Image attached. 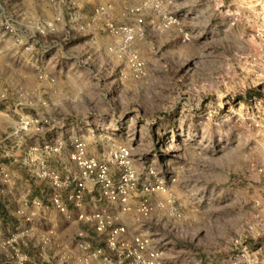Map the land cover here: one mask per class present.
<instances>
[{
  "label": "rangeland",
  "instance_id": "1",
  "mask_svg": "<svg viewBox=\"0 0 264 264\" xmlns=\"http://www.w3.org/2000/svg\"><path fill=\"white\" fill-rule=\"evenodd\" d=\"M28 2L38 11L32 29L20 0H0V264H20L16 241L25 264H103L80 242L105 246L106 232L82 211L124 226L121 245L145 240L156 264H264V0ZM98 5L108 9L99 19ZM23 117L39 123L21 129ZM77 141L108 165L113 183L133 175L128 201H110L90 176L75 205ZM50 170L60 186L44 175ZM153 185L161 188L144 191ZM146 199L147 215L139 210Z\"/></svg>",
  "mask_w": 264,
  "mask_h": 264
},
{
  "label": "built area",
  "instance_id": "2",
  "mask_svg": "<svg viewBox=\"0 0 264 264\" xmlns=\"http://www.w3.org/2000/svg\"><path fill=\"white\" fill-rule=\"evenodd\" d=\"M106 7L102 6L101 8L98 7L96 8L95 11V18L99 19V14L100 13H105L106 11ZM108 10V9H107ZM138 22H143V19L140 18L138 20ZM6 26L8 28L13 27V25L7 20L6 21ZM116 30H121L122 28H117L114 27ZM127 32H128V37L131 38L134 33L137 31V27L136 26H127L126 27ZM133 52V53H131ZM131 53V63L132 66L134 65L135 69L134 71L136 72V75H138L141 70H142V63L139 62L138 59V55L136 52L134 51H130ZM5 96V95H3ZM39 120L35 119V118H25L23 117L20 120V124L19 127L21 129L23 128H28L30 126H36L38 125ZM121 151L122 152V163L125 166H129L130 165V157H129V150L125 147H120L116 152L115 155H117V152ZM30 155L32 157H38V148L34 147L32 149V151L30 152ZM86 150H85V145L82 141H77L76 143V149L73 153V158L77 161V163L79 164L81 171H82V179L79 180L77 182V188L75 191H73L72 193H70V198L73 200V202L75 203L76 206H80L81 203L83 202V198H84V194H85V189H86V179L89 178L90 176H94L95 177V181L99 184V177L100 180L102 182V190L104 192V195L106 196V198H108L110 201L115 202V201H121L126 202L128 201L129 198V194L130 191L135 187V184H130L128 183L129 181L132 180V174H126L123 177V182H121L119 185L113 183V181L111 180L110 176H109V168L108 165L106 163H100L98 159L91 157V158H87L86 157ZM118 157V155H117ZM44 175H49L50 178L53 181L54 186H60L61 185V181L63 180L62 176L58 173H56L53 170H50L49 172H44ZM4 179V178H3ZM161 186L160 185H153V186H147L144 188V191H157L158 189H160ZM2 191H5V187L2 188ZM53 204L54 206L61 211L62 213H64V215H66L67 218H73V215L69 212L66 204L62 201V199L59 196H55V198L53 199ZM34 203H41L40 199L35 198L33 199ZM149 205L150 202L148 201V199H146L144 202L141 203V205L139 206V210L147 215L148 211H149ZM80 218H85L86 220H91L94 225L96 226V230L99 232L101 230V232H106V246L110 247L111 249H114L117 253V255H119V257L125 258L126 262H124L123 264H156L154 257L157 255V253H152L151 255L153 256V258H147L144 256L143 254V250L145 248L146 245V241L140 238H137V241L133 242L132 244H120L119 240H118V236L125 230L124 226H114L111 224H109L108 222V216L104 213V212H94V213H86V212H81L78 215ZM107 227H110L109 229L106 230ZM18 237L21 239L22 236L18 235ZM17 245V246H16ZM16 245L13 244V246L11 245V249L14 253H16V255L19 257L20 259V264H25V260H26V256L24 254H22V249L20 248L21 246H19V241H16ZM81 247H84L86 249H88L89 254L88 256H92V255H102L104 256V263L103 264H116V260L113 258L114 256L111 257L107 256V254L104 253L103 251V247H96V246H92V243L89 241H85L82 240L80 242ZM71 259H69V257L64 261L63 264H75L72 257H70ZM87 256L84 258V261L86 260ZM79 262H80V258ZM82 263V262H81ZM120 263V262H119Z\"/></svg>",
  "mask_w": 264,
  "mask_h": 264
},
{
  "label": "crops",
  "instance_id": "3",
  "mask_svg": "<svg viewBox=\"0 0 264 264\" xmlns=\"http://www.w3.org/2000/svg\"><path fill=\"white\" fill-rule=\"evenodd\" d=\"M20 2H21V5H19L17 9H18V13H19V16L21 18V21L23 22L22 24H24L25 26H27V27H29L31 29L32 28H35L34 27L35 24L32 21H29V19L31 17H33L34 14L38 13V11L37 10H34V9H28V8L25 7V6H30V5L33 6V3L32 2L30 3V5H27L26 4V2L29 3L28 0H20ZM5 56H6L5 53L0 52V68H4V65L7 63V61L5 60L6 59ZM52 57L53 58H51V60L53 61L54 69L52 67H51V69L54 70V76L55 77H57V76L58 77H61V74H63V67L61 66L60 70L58 69V67H59L58 60L60 61V55L55 54ZM22 68L19 71V74H21V75L24 74V71H23ZM0 73H2V70H0ZM2 76L3 75H0V77H2Z\"/></svg>",
  "mask_w": 264,
  "mask_h": 264
},
{
  "label": "trees",
  "instance_id": "4",
  "mask_svg": "<svg viewBox=\"0 0 264 264\" xmlns=\"http://www.w3.org/2000/svg\"><path fill=\"white\" fill-rule=\"evenodd\" d=\"M0 208L1 209H3L4 211V213H7V210L6 209H4V205L2 204V199H1V197H0ZM105 242V241H104ZM101 247V246H100ZM103 248H105L106 247V242H105V246H102Z\"/></svg>",
  "mask_w": 264,
  "mask_h": 264
}]
</instances>
